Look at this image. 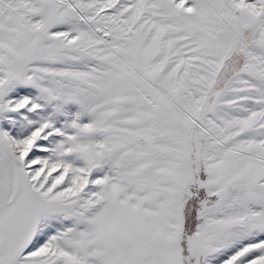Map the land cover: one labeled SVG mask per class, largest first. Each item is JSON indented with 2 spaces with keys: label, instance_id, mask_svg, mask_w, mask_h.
<instances>
[{
  "label": "snow or ice",
  "instance_id": "6c2138e0",
  "mask_svg": "<svg viewBox=\"0 0 264 264\" xmlns=\"http://www.w3.org/2000/svg\"><path fill=\"white\" fill-rule=\"evenodd\" d=\"M0 264H264V0H0Z\"/></svg>",
  "mask_w": 264,
  "mask_h": 264
}]
</instances>
